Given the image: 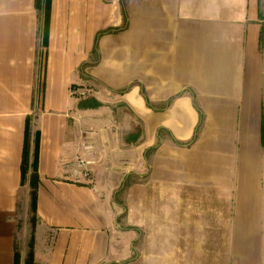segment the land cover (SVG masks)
<instances>
[{
  "label": "crops",
  "instance_id": "crops-1",
  "mask_svg": "<svg viewBox=\"0 0 264 264\" xmlns=\"http://www.w3.org/2000/svg\"><path fill=\"white\" fill-rule=\"evenodd\" d=\"M42 11L0 0V264H264V0Z\"/></svg>",
  "mask_w": 264,
  "mask_h": 264
},
{
  "label": "trees",
  "instance_id": "trees-1",
  "mask_svg": "<svg viewBox=\"0 0 264 264\" xmlns=\"http://www.w3.org/2000/svg\"><path fill=\"white\" fill-rule=\"evenodd\" d=\"M42 1L43 0H36V8L41 10L42 9ZM50 7H51V0H47L46 2V8H45V13H46V20H45V31H44V45L46 46L48 43V20H49V15H50ZM30 125L28 124L27 129H26V142H25V150H24V155H23V168H22V175H24V179L27 176V172L29 170V148H28V141L30 137ZM39 135L36 138L35 142V147H36V152H35V159L34 163L31 166L32 169V178H31V188L33 189V198L35 199L37 187L39 185V176L37 174L38 171V154H39ZM19 262V256L16 259V264Z\"/></svg>",
  "mask_w": 264,
  "mask_h": 264
},
{
  "label": "rangeland",
  "instance_id": "rangeland-1",
  "mask_svg": "<svg viewBox=\"0 0 264 264\" xmlns=\"http://www.w3.org/2000/svg\"><path fill=\"white\" fill-rule=\"evenodd\" d=\"M46 2H47V0H43L42 1V6L41 7H42V10H43L42 11L43 13L45 12ZM263 43H264V36H263ZM33 132H34V128H33V124H31V126H30V132H29V134H30L29 141L34 136V133ZM32 201H33L32 202V205L28 209L20 208L19 211H18V213H19L18 214L19 215V229H21L22 232L24 230H28L29 229L28 226L30 224H34V222H35L33 193H32ZM25 247H26V245H25Z\"/></svg>",
  "mask_w": 264,
  "mask_h": 264
},
{
  "label": "built area",
  "instance_id": "built-area-1",
  "mask_svg": "<svg viewBox=\"0 0 264 264\" xmlns=\"http://www.w3.org/2000/svg\"><path fill=\"white\" fill-rule=\"evenodd\" d=\"M70 92H72V96H77L79 93H78V91L75 89V88H71V91ZM92 93V91H90V92H87V93H84V94H82L83 96L85 95H90ZM263 123H264V121H263ZM263 137H264V127H263Z\"/></svg>",
  "mask_w": 264,
  "mask_h": 264
}]
</instances>
